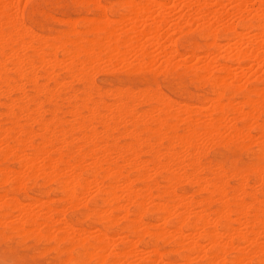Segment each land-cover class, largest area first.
Returning a JSON list of instances; mask_svg holds the SVG:
<instances>
[{
	"label": "bare ground",
	"instance_id": "1",
	"mask_svg": "<svg viewBox=\"0 0 264 264\" xmlns=\"http://www.w3.org/2000/svg\"><path fill=\"white\" fill-rule=\"evenodd\" d=\"M28 2L0 0V243L61 264H264V0H72L99 15L52 36ZM117 64L145 87L99 85ZM160 75L204 93L180 102Z\"/></svg>",
	"mask_w": 264,
	"mask_h": 264
},
{
	"label": "rangeland",
	"instance_id": "2",
	"mask_svg": "<svg viewBox=\"0 0 264 264\" xmlns=\"http://www.w3.org/2000/svg\"><path fill=\"white\" fill-rule=\"evenodd\" d=\"M111 1L115 2L116 0H111ZM39 2H40V4H39ZM33 3L37 4V9L33 15L34 24L37 25L36 28L38 29V31L41 30V32H43L44 34H46L48 36L54 35V33H55L54 31L64 27V22L66 20H69L70 18L72 20H76V18L77 19H83L85 17L86 18H95L99 15L98 12L93 9L92 6L89 7L88 9H87V7L75 6V4L72 2V0H29L27 7L31 8L30 6ZM233 3H235V2H233ZM233 3H231V5ZM61 4H63V5H61ZM59 5L61 6V8H59L60 7ZM63 6H64V8H63ZM166 6H167L166 10H170L169 7L172 6V3H171V5L168 4ZM113 7H114V9L112 10L113 11L112 13L110 12L111 13L110 16L114 19H119L121 17L119 15H121V14L123 15L124 13H126L124 10L120 9L116 5ZM158 8L159 7H155L156 10H158ZM46 11H48V12H46ZM51 11H53V13ZM88 11H90V12H88ZM54 12H56V13H54ZM64 13L66 15H64ZM46 15L49 16L50 18L53 16L52 17L53 20L50 19L49 17H47ZM55 15H57V16H55ZM92 16H94V17H92ZM78 17H81V18H78ZM55 18H57L59 21L56 22V20H54ZM59 18L63 19V20L61 19L62 23H59V22H61ZM40 25H42L44 27V29H41ZM195 35L196 34L190 33V36H192V37H194ZM113 66L112 65H108V66L104 65V67L102 66L104 68V70H102L103 69L102 67H101V69H99V70L103 71V72L101 71L102 72L101 74H99V72H98L99 70L95 73L96 74V82L99 85L103 86L104 88H107V87L109 88L111 86L115 87L117 85H125V84L126 85H132L136 88L137 87H145L146 81L144 78L148 75L145 71L144 72H133V73H131V75H129V73L132 71L129 70L130 68L128 66H125L122 64H120V65L117 64V66H116L117 68L114 66V69L117 70V71L115 70V72L112 71ZM110 67H112V68L108 69V70L112 71V72H108V70H107V68H110ZM118 67L121 68V71H119L120 69ZM122 67H124V68H122ZM126 67L129 68L128 69L129 72L126 71L127 70ZM105 69L107 70L106 73L104 72ZM122 69H125V70L122 71ZM180 72L183 73V72H185V70L181 69ZM158 79H159V81L163 87V90L167 94H169L172 98H174L180 102L181 101L182 102H196L200 99V96L203 95L204 90H205V89H202V88L198 87L197 85H195V83L186 75H182V78H174L173 80L170 81L171 83H169V82L166 83L165 81H163V75H160L158 77ZM187 93H188V95H187ZM216 149H217V152L215 154L212 153V155H211L213 158H217V159H222V158L223 159L224 158L225 159L226 158L227 159H230V158L234 159V158H236L240 163L249 162L252 160V158H251L252 156L244 150L243 151L242 150L240 151V149H236L235 151H232L234 149H228L227 150V147L226 146L224 147V145H220ZM16 240L17 239H12L10 241H7V242L5 241V242L0 243V264H31V263L32 264H37V263H39V264H61L62 263V262H60V258H58L57 253L55 251L51 250V252L47 251V253L44 251L42 252V248L44 247L43 243H35V241L32 239L26 241L25 243H18V242L16 243ZM26 245H28V247H26ZM10 247H11V251H10ZM4 251H5V253L6 252H8V253L5 254V253H3ZM36 251H38V252H36ZM40 252H41V255L39 254ZM45 253H46V255H42ZM38 254L40 256H38ZM30 256L31 257L34 256V257L31 258ZM53 257H55V258H53ZM29 259H30V261H29ZM49 261H52V262H49ZM63 264H65V263H63ZM66 264H69V263H66Z\"/></svg>",
	"mask_w": 264,
	"mask_h": 264
}]
</instances>
